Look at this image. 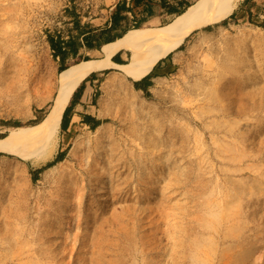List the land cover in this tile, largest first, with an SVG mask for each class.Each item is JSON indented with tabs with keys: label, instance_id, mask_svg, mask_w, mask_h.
Instances as JSON below:
<instances>
[{
	"label": "rangeland",
	"instance_id": "1",
	"mask_svg": "<svg viewBox=\"0 0 264 264\" xmlns=\"http://www.w3.org/2000/svg\"><path fill=\"white\" fill-rule=\"evenodd\" d=\"M116 1L0 0V120L20 122L0 135L54 103L49 35L100 27ZM169 60L150 96L120 69L104 75L108 121L59 128L51 159L37 135L11 143L29 159L0 150V264H140L156 240L162 264H264V0L239 1Z\"/></svg>",
	"mask_w": 264,
	"mask_h": 264
},
{
	"label": "bare ground",
	"instance_id": "2",
	"mask_svg": "<svg viewBox=\"0 0 264 264\" xmlns=\"http://www.w3.org/2000/svg\"><path fill=\"white\" fill-rule=\"evenodd\" d=\"M239 1L241 0H196L165 25L155 28H133L122 37L105 43L102 47V58L82 59L71 64L59 73V90L46 117L33 126L19 127L20 131L12 129L9 135L0 138V150H9L24 159H29L30 154L15 148L11 143L23 135L28 137L37 135V138L42 142L40 160L51 159L55 152L63 113L73 91L86 76L110 65L115 66L116 63L113 64L110 61L112 55L121 49H126L130 52L128 61L116 66L124 76L141 80L152 71L160 59L177 50L194 30L230 16ZM10 41L11 47L19 49L22 41L27 43L25 31L17 30L16 33L12 34ZM72 152L76 154L77 148L74 147ZM55 167L51 168L49 172L54 171ZM152 193V191L147 192L146 199L152 197ZM151 245L156 251H153ZM162 249V240L144 245L138 251V262L140 264H162L160 259L154 260L162 255ZM154 253L155 256L151 255Z\"/></svg>",
	"mask_w": 264,
	"mask_h": 264
},
{
	"label": "crops",
	"instance_id": "3",
	"mask_svg": "<svg viewBox=\"0 0 264 264\" xmlns=\"http://www.w3.org/2000/svg\"><path fill=\"white\" fill-rule=\"evenodd\" d=\"M122 1L123 2L125 1L126 5L130 8V11L127 12V15L129 16V21L131 23L138 22L140 23V26L143 27L144 26L151 27L150 25L165 24L167 21L173 19L176 15H178L180 12L182 13L190 4H192L191 0H122ZM114 6L115 5L111 7L110 16L105 21V24L101 25L100 27L94 28L91 31V33L96 34L100 32L102 29L109 27L111 25V10L113 9ZM81 40L83 45L79 48L78 53L69 56L66 59V62L64 63V65H66V68L71 64L73 60H75L74 59L75 57H82L78 61H81L86 56H88L90 59L103 57L102 47L105 43L108 42H103L99 45L95 44L94 46L89 47L86 44L87 41L86 40L83 41V37L81 38ZM129 55L130 52L126 49H121L116 53H114L110 61L113 64L116 63L115 66L110 65L109 67H106L100 71H93L92 72L94 73L93 77L85 80L82 90L75 95V92L77 91L82 81L86 77H88L91 73L78 84V86L73 91L71 98L66 106V108L69 107L68 115H67L68 128L66 131L70 130L72 127H79V126L88 127L90 129L91 127H100L103 123L106 122L105 120L107 118L105 117V115H103L102 113L103 110L100 108L101 107L100 101L102 97L100 83L103 81L104 75L112 71H116L118 69L116 65L118 64L121 65L126 63L128 61ZM168 55L162 58L163 60L160 63L159 60L155 65V67L152 69V71L149 73L151 74L150 81L154 83L148 88L150 92L152 91V88L155 86L156 80L160 78L162 75H164V73L167 72L170 66H172L169 60L171 56ZM70 58L72 59V61H70L69 63L68 60ZM59 62L61 66L62 62L60 60ZM106 70H108V72H104ZM142 79L141 80L133 79L134 80L133 85L135 82H141ZM142 85L145 86L144 83H142ZM138 90L143 91L142 89H138Z\"/></svg>",
	"mask_w": 264,
	"mask_h": 264
},
{
	"label": "trees",
	"instance_id": "4",
	"mask_svg": "<svg viewBox=\"0 0 264 264\" xmlns=\"http://www.w3.org/2000/svg\"><path fill=\"white\" fill-rule=\"evenodd\" d=\"M247 0H244V2ZM115 6L111 10V25L109 27H106L102 29L98 33H91V31L94 29L93 27H80L79 25H76V28H80L76 33H70L68 37H64L61 34L57 35H49L48 40L50 43V46L53 50V55L56 58H59V60L62 62V65L60 66L61 70L66 69V65L64 63L66 62V59L69 56L75 55L78 53L79 48L83 45L81 38L83 37V41H87L86 44L89 47L94 46L95 44L99 45L103 42H111L116 40L117 38L122 37L128 30L134 28V27H140V23H131L129 21V16L127 15V12L130 11V8L126 5L125 1L122 0L116 1ZM181 13V12H180ZM179 13V14H180ZM225 22V21H224ZM172 52L168 55L171 56ZM84 59H90L88 56H86ZM163 59H160L159 63ZM79 61L73 60L71 64L77 63ZM70 64V65H71ZM69 65V66H70ZM108 72V70L104 71ZM94 73H91L88 77H86L80 86L78 87L77 91L75 92V95L82 90L84 86L85 80L93 77ZM151 74H148L146 77L142 79L141 82H135L134 85L137 89H142L145 92V95L150 96L151 92L148 90L149 86L153 85L154 83L150 81ZM142 83L145 84V86L142 85ZM68 108L63 113V119L61 122V131L65 132L67 130V121H68ZM44 116H41L34 124L39 123L42 121ZM105 121H108L106 119ZM0 123L3 125H12V126H19L20 122L18 121H1ZM97 127H91L92 130H95ZM6 136L5 134L0 135V137ZM68 148L60 149L54 160L50 161L47 166H53L56 164V162L64 159L66 157V152ZM44 168H39L33 171V179L36 180L38 174L43 170Z\"/></svg>",
	"mask_w": 264,
	"mask_h": 264
}]
</instances>
